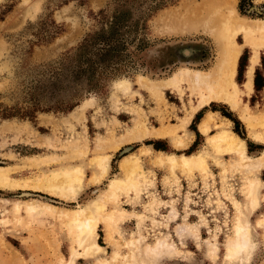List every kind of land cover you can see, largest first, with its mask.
<instances>
[{"label":"rangeland","instance_id":"rangeland-1","mask_svg":"<svg viewBox=\"0 0 264 264\" xmlns=\"http://www.w3.org/2000/svg\"><path fill=\"white\" fill-rule=\"evenodd\" d=\"M197 1L0 0V110L15 115L0 116V165L8 168L12 180L18 182L15 186L0 184V264H264V229L257 224L264 217V168L249 172L237 164L235 155L209 149L205 171L176 168L173 173L167 163L153 161L162 149L145 143L160 138V144L168 146L163 151L175 155L189 148L193 135L181 129L177 134L187 141L186 145H176L170 135L159 136L153 131L176 126L180 117L198 102V94L191 93L183 81L181 96L177 90L167 88L158 101L140 87L138 79L141 75L161 79L182 64L204 71L213 65L216 51L210 34L166 31L171 17L181 20L184 6ZM162 3L166 5L153 10ZM236 9L241 15L264 18V0H237ZM117 10L130 13V25L119 32L121 51L113 58L116 62L95 74L100 78L95 87L86 90L88 79L74 75L70 57L86 36L99 33L100 39L105 38ZM236 39L243 43L242 35ZM252 52V46L243 43L240 56L245 54V64L249 65ZM248 65H243L239 80L236 70L235 80L240 86ZM255 67L260 89L254 86L248 95H242L238 108L212 101L196 110L187 126L193 134L191 125L198 130L201 118L196 120L194 116L199 111L202 116L213 110L220 126L212 127V132L227 118L232 130L243 133L247 151L252 155L261 153L264 142L250 136L241 109L247 103L251 113L262 115L264 111L263 47ZM120 78L130 81L131 90H114ZM87 98L89 104L84 111L72 116L71 112ZM73 101L77 102L73 108L62 110ZM46 108L50 109L42 110ZM220 108L239 123L236 125L223 115ZM142 126L146 133L140 138L124 141L117 148L111 144L130 128L139 130ZM263 128L257 123L255 129L262 132ZM199 133L191 152L206 144L207 135ZM98 138L104 139L102 149H97ZM77 140L85 145L79 148ZM254 144H261L262 148ZM133 152L139 159V171L143 170L150 183L142 186L139 198L123 191L116 199L105 198V209L98 215L94 235L102 249L86 251L85 245L78 244L76 228L62 211L99 197L111 177H125L120 161ZM102 154H110L107 173L91 182L89 178L99 172L95 157ZM75 165L84 172L83 184L75 197L63 195L57 189L63 184L62 176L50 178V174ZM256 177L261 181L260 205L251 214L245 191L250 179ZM32 199L49 202L56 208L27 212L25 204ZM15 200L21 205L19 213L14 211ZM235 200L250 223L253 248L248 255L245 252L232 256L228 252L239 214ZM118 207L126 212L109 229L104 219L106 212ZM159 238L174 243L175 249L153 254L149 249Z\"/></svg>","mask_w":264,"mask_h":264},{"label":"bare ground","instance_id":"bare-ground-1","mask_svg":"<svg viewBox=\"0 0 264 264\" xmlns=\"http://www.w3.org/2000/svg\"><path fill=\"white\" fill-rule=\"evenodd\" d=\"M236 1L199 0L184 6V16L181 20H175L177 18L175 16L171 17L172 19L170 20L172 22L166 26V31H180L181 33L204 31L212 37L215 44L216 56L213 65L205 71L182 64L181 66H177L176 70L158 80L150 79L145 75L139 77L140 87L146 88L156 100L163 98V91L167 88L177 90L181 96L184 92L181 86L183 81H186L191 93L198 94V102L180 117L176 126H167L168 128L161 129L155 128L153 132L156 135L163 136L168 134V136L170 135L172 137L176 145H186L187 141H184L181 135L177 134V130L181 129L184 133L193 135V131H190L187 126L196 110L203 108L212 101H222L233 109L238 108L242 102V95H248L252 91L253 72L259 60V49L261 47L264 48V18L241 15L236 9ZM169 14L174 13L170 11ZM239 34L243 37V43H249L253 48L250 63L246 69V78L241 86L235 80L237 62L243 45V43L238 42L236 39ZM114 86L115 91L121 90L128 92L131 90L130 81L127 78L118 79ZM88 104L89 99L87 98L71 112V115L74 117L79 116ZM249 108L250 106L247 103L243 104L241 117L248 125L250 136L254 140L264 142V130L260 132L255 129L257 123L262 124L264 127V111L262 115H258L251 113ZM215 116V111L207 110L197 123L198 130L207 135L206 144L202 149L196 152H184L180 155L161 150L160 154L154 156L153 161L156 164L167 163L173 173H175L176 168H180L183 171H192L194 168H200L205 171L207 169L206 157L208 150L212 149L217 152H223L224 154L235 155L237 164L249 172L264 168V149L258 155L250 154L247 151L244 138L228 126L229 119L226 118L227 121L216 131H211L212 127L220 126L216 122ZM134 128L132 127L126 133L121 134L111 144L114 143V147L117 148L122 142L140 138V136L146 133V128L143 126L142 128H138L139 130H135ZM81 141H76V146H79V148H81V145H85ZM103 142V138H98L97 149L103 148ZM95 158L98 160L97 166L99 172L94 175L92 174L93 176L91 175L92 177L89 178L91 182L99 181L100 178L102 179L105 176L110 154L98 155ZM120 168L126 176L111 177L106 189L99 197L93 198L89 202L79 205L76 208H67L62 211L63 215L67 216L68 223L76 228V240L79 245H85L86 251H91L92 249L98 252L102 249V245L95 240L94 235L97 234L98 215L105 209V198L116 199L120 191H123L127 196L133 193L135 197L139 198L142 193V186L149 185L150 183V180L142 172L143 170L139 171L141 166L138 156L134 152L123 156L120 161ZM58 175H61L63 178V184L57 187L60 193L75 197L83 184L84 172L82 168L78 165L72 167L67 166L59 170V172L51 173L50 178ZM0 184L8 186L18 184V182L13 181L10 177V170L2 165H0ZM260 184L261 181L258 177L251 178L246 187L245 193L251 205V214L260 205L258 198ZM234 203L239 209L238 201L235 200ZM42 208L54 209L56 206L49 202L36 201L35 199L27 201L25 204L26 211L30 213H35ZM20 209L21 205L19 201L15 200L14 211L19 213ZM125 212L126 209L123 207L114 208L106 212L104 219L109 229H112L116 225L117 219ZM257 224L264 229V217L259 219ZM196 237L197 239L200 237L197 229ZM214 246L213 244V248L216 249L217 247ZM252 248L250 223L247 216L245 217L243 211L239 209L235 223V234L228 243V252L232 256H240L245 252L248 255ZM174 249V243L167 241L166 238H159L149 250L153 254L158 255L162 251H172ZM215 251L213 250V252Z\"/></svg>","mask_w":264,"mask_h":264},{"label":"trees","instance_id":"trees-1","mask_svg":"<svg viewBox=\"0 0 264 264\" xmlns=\"http://www.w3.org/2000/svg\"><path fill=\"white\" fill-rule=\"evenodd\" d=\"M126 2H132L134 0H125ZM166 3L158 4L154 7L153 10H156L158 8H161L165 6ZM151 10L147 15H145L142 18V22L146 21L148 16L152 13ZM130 13L128 11L122 10V11H116L111 18L110 22V31L107 36H104L105 38L100 39L99 33L90 34L86 36L83 41L80 43V45L76 48L75 52L71 55L70 58L74 61V69L73 73L75 76H83L88 79L87 85L88 88L86 90H89L93 87H95L96 83L99 82L100 78L95 77V74L100 71L101 68L104 66H109L110 64H113L116 62V59H113L118 53H120L121 48L120 44L122 43L121 34L119 33L121 31V28L125 25L129 26L130 22L128 21V17ZM245 60V54L243 53L238 61V69H237V80H239V77L241 76V70ZM105 61H107V64H105ZM94 80V82L92 81ZM96 79V80H95ZM254 86L256 89H260L262 86L260 78H259V72L256 68L255 75H254ZM76 101L70 102L65 108L62 110H69L73 108L76 105ZM50 108L42 109L47 110ZM217 109V108H213ZM221 111V113L230 119L234 121V123L237 125L239 123V120L232 116L229 112H227L224 109H218ZM201 111H199L194 117L197 120L199 117H201L200 114ZM0 116L2 118H9L12 116H15L13 113H8L5 110H0ZM26 116V115H24ZM195 121V120H194ZM191 128L195 131L197 138L200 136L199 131L195 128V126L191 125ZM240 136H244L243 133L238 131V129L235 130ZM162 140H148L145 143H151L155 149H162V150H168L167 144H160ZM197 145V139L192 143V145L185 151V152H191L194 150V148ZM255 145V144H254ZM257 148H262L261 144L255 145Z\"/></svg>","mask_w":264,"mask_h":264},{"label":"crops","instance_id":"crops-1","mask_svg":"<svg viewBox=\"0 0 264 264\" xmlns=\"http://www.w3.org/2000/svg\"><path fill=\"white\" fill-rule=\"evenodd\" d=\"M247 65H248V62L244 65V66H246L247 67ZM257 67V66H256ZM256 67H255V69H254V75H255V71H256ZM238 69V68H237ZM246 69V68H245ZM245 69H244V71H245ZM253 87H254V77H253ZM191 120H192V118H191ZM197 139V135H196V133H195V131H194V134H193V136H191V140H190V142L188 143V147H190L191 145H192V143L195 141ZM157 140H161L160 138H158ZM255 143V142H254ZM257 145V144H256Z\"/></svg>","mask_w":264,"mask_h":264}]
</instances>
